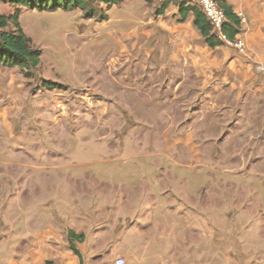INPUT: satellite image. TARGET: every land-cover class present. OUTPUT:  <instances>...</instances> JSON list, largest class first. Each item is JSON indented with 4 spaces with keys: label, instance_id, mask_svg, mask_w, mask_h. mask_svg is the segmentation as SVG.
<instances>
[{
    "label": "crops",
    "instance_id": "crops-1",
    "mask_svg": "<svg viewBox=\"0 0 264 264\" xmlns=\"http://www.w3.org/2000/svg\"><path fill=\"white\" fill-rule=\"evenodd\" d=\"M135 1L136 12L115 18L121 25L113 33L118 50L102 60L106 70L94 84L80 80L79 88L71 87L86 88L82 98L50 86L33 91L21 69L0 65V128L11 130L13 120L22 126V132L11 133L8 150L0 151V175L14 168L21 176L19 190L33 193L42 185L47 192V199L23 195L4 204L0 264H113L118 257L126 264H264L262 241H253L264 240V216L255 213L264 208L263 197L228 205L216 191L233 190L234 184L188 190L171 185L176 170L207 166L228 174L240 157L264 169V73L258 70L264 67V0H222L246 18L238 35L245 53L209 46L193 12L179 21L181 7L171 0L166 9V0ZM122 4L101 5L112 15ZM57 107L64 109L62 119ZM32 110L38 120L30 124ZM137 121L159 124L165 144L188 140L192 150L185 152L196 163L165 151L170 165H156L158 183L143 178L136 186L130 176L109 180L106 174L118 175L119 168L84 144L105 127L111 128L107 135L114 136L116 127L127 137L121 127ZM189 175L198 178L197 172ZM37 176L46 178L34 186ZM242 219L233 236L217 238V222ZM254 220L257 230H250ZM69 231L84 235L75 240L80 255L71 249Z\"/></svg>",
    "mask_w": 264,
    "mask_h": 264
},
{
    "label": "rangeland",
    "instance_id": "rangeland-1",
    "mask_svg": "<svg viewBox=\"0 0 264 264\" xmlns=\"http://www.w3.org/2000/svg\"><path fill=\"white\" fill-rule=\"evenodd\" d=\"M155 0H151L154 2ZM138 1L130 0L126 4H122L120 8H115L113 14L107 13V9L100 3L89 0L86 8L73 9L65 11L63 9L50 10L51 4L37 2L35 8L17 7L10 3L0 4V14L4 16H13L17 11H20L19 22L25 34L32 40L33 46L41 51L39 67L33 71L32 77L23 76L26 84L33 90L50 86L56 91H67L68 96L77 94L82 96L86 88L82 90H74L73 88L80 87V80H87L90 84L96 82L97 74H103L106 69L103 66L102 60H110L116 50L117 45L113 40L114 31L120 30V24L115 22V18H125L127 14L136 12L139 8ZM44 5V9L38 8ZM108 15V17H107ZM116 28V29H115ZM13 29V27H11ZM51 82L47 85L46 82ZM70 86V87H68ZM73 87V88H71ZM81 97V98H82ZM99 97V96H98ZM103 99V96L99 98ZM89 102L88 98H83ZM56 117H61L64 113L63 107L56 109ZM35 111L29 112L28 117L31 121L29 123H36ZM159 113V112H156ZM126 116L131 117L129 113ZM20 117V116H18ZM59 119V118H57ZM59 119V120H61ZM11 130L0 128V151L8 150L11 145L12 135L22 132L21 122L13 120ZM130 123L128 127H124L122 131L127 132V137L118 135V128L114 131V136L107 135L111 133V128L105 127L103 131L96 134L92 139L88 140L84 146L86 151L100 150L106 154L104 157L108 161H114L113 166L120 170V174L115 175L113 172L106 174L109 180L123 181L126 176H130L132 184L138 186L143 182V178H147L153 182L155 174H160V171H155L156 165L164 164L169 166L170 162L164 158L162 152L172 151L179 152L182 156V161L186 163H196L197 158L192 153H186L187 150H192L188 140L179 144L168 145L161 141L162 127L159 124H144ZM149 125V124H148ZM29 127H34L33 125ZM261 127H256V130L261 132ZM14 137V136H13ZM72 145V143H71ZM179 146V148L177 147ZM207 161V160H204ZM234 165L237 167L234 168ZM260 162L254 159H247L240 157L232 160L233 169L228 174L217 175L207 166H193L191 170H176L173 174L171 185L181 190H188L189 185L193 188L196 186L211 188L217 185V182L223 181L226 184H234L235 189L227 191L218 189L216 191V198L221 199L228 205L234 202L241 203V200H246V205L255 198H264V173L261 171L262 166ZM197 172L198 178L191 180V172ZM230 174V175H229ZM215 176V178H214ZM31 176H28L30 178ZM46 178L45 176H37V182H43L39 178ZM189 179L191 183L189 182ZM17 182H21V176L15 174L14 168L11 175H0V222L1 215L7 209L4 204L6 201L23 197H36L39 199H47V192L43 191L42 185L33 193L31 191H22L17 187ZM24 182V180H23ZM215 184V185H214ZM242 186V188H240ZM32 194V195H31ZM235 206H230L229 217L233 219ZM264 216V208H255V213ZM228 217V218H229ZM219 216L217 214V221ZM4 223V222H3ZM245 221L242 219L236 224L226 222L216 223V234L218 236H233L240 230V226L244 225ZM251 225V224H250ZM250 230H257L256 222L248 227ZM261 234V233H260ZM262 244L264 248V240H253ZM218 246V245H217ZM219 249L217 248V253Z\"/></svg>",
    "mask_w": 264,
    "mask_h": 264
},
{
    "label": "trees",
    "instance_id": "trees-1",
    "mask_svg": "<svg viewBox=\"0 0 264 264\" xmlns=\"http://www.w3.org/2000/svg\"><path fill=\"white\" fill-rule=\"evenodd\" d=\"M89 0H0V3H10L17 7L35 8L37 2L51 4L50 10L63 9L71 11L73 9L86 8ZM107 7H112L122 4L126 0H94ZM170 0H166L163 9L168 7ZM175 4L180 5V20L184 22L187 20L189 13L193 12L195 19L194 24L200 31L207 44L211 47L221 45L211 35V27L206 17L196 7H186V3L181 0H171ZM220 7L224 10L228 24L224 31L230 39H234L241 33L242 25L238 16L233 12L232 8L224 1L219 0ZM44 9V5H41ZM20 11H17L13 16H4L0 14V65L4 67H18L27 76L32 77L33 71L37 70L40 64L41 51L33 46L32 40L25 34L19 22ZM13 27V29H11ZM51 85V82H46ZM69 242L71 249L75 254L80 255L75 240L83 241L84 235H76L69 231ZM45 264H55L53 261H47Z\"/></svg>",
    "mask_w": 264,
    "mask_h": 264
},
{
    "label": "built area",
    "instance_id": "built-area-1",
    "mask_svg": "<svg viewBox=\"0 0 264 264\" xmlns=\"http://www.w3.org/2000/svg\"><path fill=\"white\" fill-rule=\"evenodd\" d=\"M182 2L196 7L207 19L211 27V35L219 41L226 49H233L240 53H245L247 45L245 40L238 35L230 39L224 31L228 24V18L224 10L219 5V0H181ZM241 25L246 23V18L242 13L236 14ZM258 70L264 73V67L259 66ZM113 264H126V260L118 257Z\"/></svg>",
    "mask_w": 264,
    "mask_h": 264
}]
</instances>
